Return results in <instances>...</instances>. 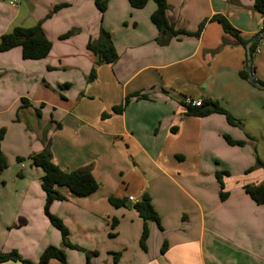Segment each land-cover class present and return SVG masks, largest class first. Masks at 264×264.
I'll return each instance as SVG.
<instances>
[{
    "label": "crops",
    "instance_id": "crops-1",
    "mask_svg": "<svg viewBox=\"0 0 264 264\" xmlns=\"http://www.w3.org/2000/svg\"><path fill=\"white\" fill-rule=\"evenodd\" d=\"M167 2L170 23L199 35L180 34L159 44L151 20L154 1L134 8L128 0H109L101 13L94 0H19L17 7L0 0V38L16 26L41 22L52 41L48 56L39 60L23 59L20 46L0 52L1 150L8 160L0 173L2 251L17 250L38 262L46 247H63L44 212L43 170L29 158L50 140L58 166L69 172L91 166L99 183L87 196L59 187L66 199L51 205L72 243L98 251L91 264H264V203L243 188L264 182L262 168L249 171L257 155L264 160L255 145L264 138V87L242 78L247 45L213 19L225 16L249 42L261 31L263 15L254 10V0ZM60 3L68 5L54 10ZM101 28L118 52L114 63L98 64L87 47ZM252 66L264 82V44ZM134 94L147 97L133 96L123 112H113ZM187 98L218 101L243 126L229 124L220 113L189 115ZM225 134L245 144L231 145ZM218 170L229 171L224 200ZM146 192L162 229L149 222L144 250V221L127 203ZM110 197L127 202L115 207ZM64 249L68 264H86L84 252ZM113 252L121 253L117 261Z\"/></svg>",
    "mask_w": 264,
    "mask_h": 264
},
{
    "label": "trees",
    "instance_id": "trees-1",
    "mask_svg": "<svg viewBox=\"0 0 264 264\" xmlns=\"http://www.w3.org/2000/svg\"><path fill=\"white\" fill-rule=\"evenodd\" d=\"M130 5L134 8H143L150 1H154L156 3V9L151 15V20L157 27L159 31V36L157 38V42L159 44H167L172 38L177 37L180 34H188V35H199L200 30L196 33H190L185 30L176 29L173 24L170 23L167 17V10L169 8L167 0H128ZM96 7L104 13L108 7L109 0H94ZM68 3H60L54 7V10H58L62 7L67 6ZM253 8L257 12L263 15V26L261 30L264 29V0H254ZM214 20H217L223 27L224 31L231 34L237 39L239 44L246 46L248 41L243 39L239 33V31L230 23V21L223 15H215ZM201 29V28H200ZM65 37V35L63 36ZM264 41V37L252 43L250 47L251 59L248 58L245 60V67L240 72L242 78L249 80L250 74L248 71V63H253V59L255 57V49L260 43ZM20 46L22 48V58L25 60H39L43 59L50 53L52 49V41L48 39L45 35L41 22L30 26H16L10 32L5 33L0 38V52L8 51L14 47ZM89 50H91L98 57V64L100 63H114L119 55L114 46L112 36L110 32L106 29H100L99 38L90 39L87 44ZM252 69L255 66L251 67ZM96 77V69L93 68L88 76V80H93ZM262 86L264 87V82L261 81ZM133 96L137 98H146L147 95H128L124 102L121 105L113 107V112L121 113L124 111L125 107L131 101ZM22 102L27 103L25 98L22 99ZM186 112L189 115L195 116H207L212 113H220L226 116V119L229 124L242 127L243 123L236 119L227 109H225L218 101L212 99H206L202 102L200 106L188 105L186 103ZM43 106V104H42ZM37 114L41 115V110L38 108L36 110ZM103 117L110 116L109 113H104ZM61 124L58 123V127ZM4 135V129L0 131V173L8 167V160L4 153L1 150V140ZM224 138L231 145H239L243 146L245 144L244 140H235L230 135L225 134ZM44 148L42 151L38 153H33L30 155V160L32 164L36 167H40L43 170V176L41 178L42 189L45 192V205L44 212L48 217L50 223L60 231L62 236V244L63 247H58L55 245H50L44 249L42 252L39 261L35 262L28 258L23 257L17 250H12L9 252L2 251L0 249V263L6 261H18L21 264H48L51 259H57L61 262V264H68L66 251L64 247L71 249H78L83 251L86 254V264H91V259L93 256L98 255V251H89L85 248L74 244L70 241L69 237V228L64 223V221L51 211V205L56 200H64L66 196L59 191V187H67L73 194L77 196H87L93 192H95L99 183L95 179L91 166L82 167L80 169L74 171H65L60 166H58L53 161V154L51 150L50 140H44ZM19 161H22V157H18ZM262 168L264 170V160L257 155L256 162L254 167L249 169L251 171L254 168ZM229 175V171L227 170H218L216 171V178L220 184V198L222 200L226 199L229 195L228 191H225L224 184V176ZM247 194L256 201L257 203H264V182L255 184L248 183L243 187ZM109 201L115 207L124 206L127 202L126 199H119L117 197H110ZM134 210L137 212L139 217H141L144 221L143 231L140 237V246L147 250V241L150 235L149 222H155L160 229L161 220L160 217L155 210L152 199L149 193H144L140 200L133 204ZM167 249V244L164 243L161 249V253H165ZM114 260L117 261L121 255L120 252H113Z\"/></svg>",
    "mask_w": 264,
    "mask_h": 264
},
{
    "label": "water",
    "instance_id": "water-1",
    "mask_svg": "<svg viewBox=\"0 0 264 264\" xmlns=\"http://www.w3.org/2000/svg\"><path fill=\"white\" fill-rule=\"evenodd\" d=\"M262 37H264V29L261 30L258 34H256L253 39L251 41L248 42L246 48H247V57L248 59L250 60L251 59V53H250V47L252 45L253 42L261 39ZM251 62L248 63V71H249V74H250V78L252 80V82H254V84L258 85V86H262V83L260 81H258V79L256 78V76L254 75L253 71H252V68H251ZM129 207H132L133 204L132 202H128L127 203Z\"/></svg>",
    "mask_w": 264,
    "mask_h": 264
},
{
    "label": "built area",
    "instance_id": "built-area-1",
    "mask_svg": "<svg viewBox=\"0 0 264 264\" xmlns=\"http://www.w3.org/2000/svg\"><path fill=\"white\" fill-rule=\"evenodd\" d=\"M10 5L17 7L19 5V0H6ZM264 44V41L260 43L255 49V53L258 54L261 51V45ZM186 104L188 105H194V106H200L202 104L201 100H194L191 98L186 99ZM130 200H133V197H130Z\"/></svg>",
    "mask_w": 264,
    "mask_h": 264
},
{
    "label": "rangeland",
    "instance_id": "rangeland-1",
    "mask_svg": "<svg viewBox=\"0 0 264 264\" xmlns=\"http://www.w3.org/2000/svg\"><path fill=\"white\" fill-rule=\"evenodd\" d=\"M254 126H255V124H254ZM255 145H256V150H258V153L264 155V138L258 137L257 141H255ZM254 150H255V148H254ZM75 250H78V249H75ZM78 251H80V250H78Z\"/></svg>",
    "mask_w": 264,
    "mask_h": 264
}]
</instances>
